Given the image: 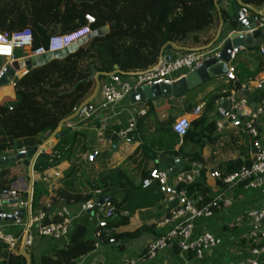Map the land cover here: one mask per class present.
I'll use <instances>...</instances> for the list:
<instances>
[{"label":"crops","instance_id":"1","mask_svg":"<svg viewBox=\"0 0 264 264\" xmlns=\"http://www.w3.org/2000/svg\"><path fill=\"white\" fill-rule=\"evenodd\" d=\"M233 4V0L219 1L217 25L208 34L212 37L209 44L198 47L173 44L162 54L179 55L181 52L193 49L220 47L232 33L240 30L237 18L241 7L237 8ZM222 9L229 13V18L226 20L222 16ZM234 24L237 27H234ZM106 31L103 29L97 33L104 35ZM43 57H31L28 50L17 51L12 64L14 63L18 67L16 71L18 79L28 74L31 67L41 65L50 58V56ZM4 63L5 60L0 58V67ZM230 66L235 68L234 76L236 81L242 85L241 90H233L230 80L223 77L212 79L177 97H163L143 103H132L129 96L110 109H99L91 119L82 120L71 116V128L56 129L54 133L43 139L41 145L36 147H43L50 152L60 144L67 148L65 155L68 158L59 166L42 173L33 172V190L35 183L40 185L43 191L41 202L45 208L51 207L54 191L58 188H65L72 192L79 191L82 194H94L95 189L92 188V183L100 176L109 177L110 196L116 200H124L125 196L130 193L133 196V200L129 204L131 213L128 210L122 212L129 217L128 223L118 226L114 232L117 235L131 234L143 229L142 233L138 236L121 237L116 239L113 244H110L109 240L103 241L93 252L76 260V264H125L128 261H136L137 264H238L252 259L253 256L246 240L249 222L241 219H244L250 209L264 207V187L257 189L243 186L229 188L217 184L218 180L212 177L214 171L219 173L227 171V167H230L227 164L230 162L241 161L244 166L251 163L253 148L248 135L239 129H234L229 124L223 130L215 127L212 134L205 125L203 128L205 135L198 141L196 138L183 142L184 139H180L174 133L163 131L167 125L172 128L175 120L180 117L193 114V111L199 106L204 107L203 111L199 116L191 115L193 123L205 112H207L208 124L217 122L219 119L217 109H230L231 107L227 101H222L225 92L229 91V95L234 91L236 97L244 101L237 110L238 115L245 119L250 117L259 107L264 96L263 91L258 89V82L264 79V60L260 54V46L254 44L240 48L236 59L231 62ZM107 77L108 75L102 77L98 84L101 85ZM98 84L92 96L86 101L100 105L103 98ZM12 93L11 86L0 87V102L6 95ZM215 96L221 97L214 101L212 109H209V101ZM148 103H151V106ZM141 111H146L147 114L141 116ZM134 119L137 125L134 141L130 144L119 142L116 132L120 125L126 126ZM103 128L104 140L101 141L97 135L103 131ZM258 129L259 140L264 146V114L260 117ZM114 144L117 145L116 149H113ZM0 148H3L0 152V159L5 162L3 166H0V171L20 166L16 157L18 151L23 148L16 149V144L2 137H0ZM95 149L99 150L100 155L94 163L90 164L87 162V156ZM68 153L72 154L68 155ZM194 154H200L203 162H191L188 155ZM196 165H200L205 173L203 177L198 176L196 182L208 186L210 197L215 198L223 195L230 198L232 203L229 207L214 212L210 218L197 219L194 222L192 240L205 233H211L221 240V246L207 252L202 259L195 258L194 254L182 253L175 246L159 252L153 259H148L146 254L148 245L174 228L175 223L166 221H168L171 211L179 205L175 208L170 207V203L166 201V195L163 194V198H160L161 193L155 187L147 188L148 190L144 188L132 190L131 188L140 187L144 175L153 169L166 170L173 178L178 172L195 170ZM56 172L60 173V178L51 177ZM11 181L10 185L24 183L30 185L31 180L29 176L26 180L23 177H18ZM77 205L79 204L67 205L61 202L57 206H52V213L48 215L49 221H52L54 217L68 218L72 220L74 226L85 225L86 239L96 240L99 210L79 213ZM117 220L119 221L120 218ZM6 230L15 232L11 226H7ZM43 242V254H45L51 251L53 247L51 242L54 241L43 239ZM259 260L264 263V256Z\"/></svg>","mask_w":264,"mask_h":264},{"label":"trees","instance_id":"2","mask_svg":"<svg viewBox=\"0 0 264 264\" xmlns=\"http://www.w3.org/2000/svg\"><path fill=\"white\" fill-rule=\"evenodd\" d=\"M219 1L0 0V32L12 33L25 28L31 29L34 38L33 50L46 47L53 35L67 34L85 26L86 15H91L96 20L91 25L93 33L84 42L64 51L63 54L51 55L47 62L31 67L28 74L16 80L15 86L12 87L13 93L6 95L0 102V137L16 144L18 150L36 148L41 145L44 138L56 131L63 120L71 117L74 110L92 96L97 82L102 77L117 72L116 67L118 72L124 73L146 71L156 65L162 52L173 44L184 47L209 44L212 37L208 34L217 25ZM233 1L237 8L244 5L259 10L264 7V0ZM222 16L226 20L229 13L222 9ZM234 27H237L236 24ZM103 29L107 30L106 33L99 35L97 32ZM93 68L100 74L98 81L91 79ZM230 83L233 90H241L242 85L236 79ZM229 94L230 91L225 96ZM220 97H212L208 108L212 109V104ZM148 105L151 106V103ZM207 120L205 112L192 123L183 142L196 138H198L196 141L203 139L205 125L212 134L217 127L216 122L208 124ZM164 130L174 133L173 126L171 128L167 125ZM66 149L60 144L50 154H41L35 171L42 173L59 166L68 158L65 155ZM1 150L3 148H0V152ZM188 158L191 162H203L200 154L188 155ZM227 165H230L227 171H220L222 176H227L244 166L241 161H233ZM149 173L143 178H147ZM200 176H205L203 170ZM18 177L25 179L29 177L22 165L3 170L0 174V191L9 188L11 180ZM108 178L100 176L92 183L95 192L101 191V198L109 196L117 208L116 218L109 223L110 232L102 240L140 235L143 229L131 234L117 235L114 232L118 226L128 223L129 217L122 212L128 210L131 213L129 204L133 196L130 193L121 201L110 196ZM217 184L223 185L220 181ZM152 187L157 188L161 193L160 198H163L159 185L154 184ZM134 188L141 190L143 186L131 189ZM180 189H185L195 200L201 197L203 201L198 203V206L212 201L208 186L201 183L180 185ZM95 192L82 194L79 191L58 188L54 191L51 207L45 208L41 202L43 191L40 185L35 183L32 210L33 213L36 212L35 208L37 211L44 210L49 215L52 213V206H57L61 202L67 205L86 202L96 197ZM212 211L217 212V209L212 207ZM121 214L124 216L121 217ZM61 221L62 218L54 217L52 221H45V224ZM51 243H53L51 251L41 256L39 264H70L93 252L97 240L86 239L85 225L72 224L67 242ZM0 258L2 259L0 264H28L25 256L11 251L1 241ZM31 260L34 264L32 255Z\"/></svg>","mask_w":264,"mask_h":264},{"label":"built area","instance_id":"3","mask_svg":"<svg viewBox=\"0 0 264 264\" xmlns=\"http://www.w3.org/2000/svg\"><path fill=\"white\" fill-rule=\"evenodd\" d=\"M239 13L241 17L237 18V23L245 19H252L254 23V30H259L264 35V7L255 10L251 7L242 6ZM87 24L67 34L53 35L50 37L46 47H39L33 50V33L31 29L25 28L16 32H0V46H4L8 51L0 48V58L5 60V63L0 67V78L6 72L7 67L15 61V53L17 51H30L31 57H41L53 55L60 52L72 49L76 45L84 42L93 33L91 25L96 20L91 15L85 16ZM253 30V31H254ZM214 47L213 49L205 48L202 50H188L181 52L179 55L162 54L158 62L153 67L146 71L135 72H114L108 75L107 79L99 85L101 96L103 98L100 105L92 101H86L76 108L72 116H76L82 120H88L98 113L99 109H110L124 100H126L137 88L159 85V84H173L187 75L193 73L205 60L211 57H219V53L223 47ZM239 50L234 49L231 55L232 61L236 59ZM260 54L264 60V45L260 46ZM230 75L227 77L230 81L235 80V68L229 65ZM18 73H15V78L11 83L14 87L18 79ZM245 89V88H244ZM258 89L264 93V79L258 82ZM226 94V92H225ZM264 95V94H263ZM227 101L231 107L230 109H217L218 121L216 126L218 129H225L226 125H231L234 129H239L247 134L251 140L253 148L252 162L249 166H243L239 170L222 176L221 173L214 171L212 177L220 181L223 186L229 188H238L240 186L246 188H263L264 187V146L259 140L260 132L258 129L260 117L264 114V96L257 110L247 119L241 118L238 115V109L244 103L236 97L234 91L231 95L222 98V101ZM203 106L197 107L193 114L184 115L175 120L173 124L174 133L183 139L192 127L191 115L199 116L203 111ZM146 111H141L140 115L145 116ZM71 117L63 120L58 128H71ZM57 128V129H58ZM136 120H132L126 126L120 125L116 132L117 139L121 143H132L136 133ZM103 131L98 133V139L104 140ZM117 145H113L116 149ZM35 156L33 172L38 158L43 153H51L46 149L37 148ZM27 150L22 149L18 151V155H25ZM98 149L93 150L87 156L88 163H94L99 157ZM201 166L196 165L193 171H181L175 174L173 178L170 173L163 169H153L149 176L143 180L142 186L144 189L150 188L154 184H158L163 194L166 195V201L173 203L179 200V206L173 209L168 215V221L175 223L174 228L157 238L150 243L146 249L148 259L155 258L159 252L169 248L177 247L180 252L186 254H194L195 258L202 259L207 252L217 249L221 246V240L214 234L205 233L199 238L192 240V232L194 229V222L199 218H210L214 215L212 207L217 210L229 207L232 200L226 196L220 195L212 198V201L206 205L198 206V203L203 199L198 197L197 200L191 198L185 189H180V185H191L197 181L201 173ZM2 171H0L1 173ZM51 177L60 178V173H54ZM174 179V180H173ZM47 180V179H45ZM173 180V182H171ZM30 194V185L24 183L21 185H10L9 188L0 191V241L6 244L13 252H18L23 256L31 257L29 249L34 247L35 239L42 238L49 241H68L70 229L72 227V220L63 218L61 222H49L46 211L41 210L36 214L32 210V198L29 199L26 195ZM97 198L86 202L79 203L77 210L80 213L93 211L98 205V201L102 196L101 191H96ZM102 205H98L99 218L98 228L95 233L97 240L96 248L103 243V238L109 234V223L116 218L117 208L114 203L106 197ZM49 208V206L47 207ZM249 222V229L247 233V243L250 249L252 259L238 264H264L259 260L264 256V207L250 209L244 219ZM7 226H11L15 232L7 231ZM35 231V234H34ZM109 243H115L114 239H109ZM25 254V255H24ZM2 259L0 258V263ZM125 264H137L136 261H128Z\"/></svg>","mask_w":264,"mask_h":264},{"label":"water","instance_id":"4","mask_svg":"<svg viewBox=\"0 0 264 264\" xmlns=\"http://www.w3.org/2000/svg\"><path fill=\"white\" fill-rule=\"evenodd\" d=\"M241 17V13L238 14ZM240 30L235 31L231 36L224 42L223 47L219 53V57H211L205 60L195 71L181 80L173 84H159L137 88L131 95L130 99L132 103H143L146 101L156 100L160 98L177 97L181 96L189 91H192L212 79L228 77L230 75L229 65L232 62L231 55L234 49L245 48L246 46L264 44V35L259 30H254V23L252 19H245L238 23ZM254 30V31H253ZM202 50V49H193ZM18 70L16 64L9 65L7 67L6 74L0 78V87L10 86L15 78V73ZM116 70L118 68L116 67ZM100 74L93 68L91 79L98 81ZM37 148L27 150L25 155H18L16 160L19 165L26 168L28 175L30 176V194L26 195L29 199L32 198L33 190V166L34 159L37 154ZM5 164L3 159H0V166ZM176 170V169H175ZM175 173V171H173ZM104 199L101 198L98 205L103 204ZM98 205L94 210L98 209ZM179 205V200L170 203V207L175 208ZM93 210V211H94ZM25 255V254H24ZM28 264H32L31 257L25 255ZM70 264H76L75 261Z\"/></svg>","mask_w":264,"mask_h":264},{"label":"rangeland","instance_id":"5","mask_svg":"<svg viewBox=\"0 0 264 264\" xmlns=\"http://www.w3.org/2000/svg\"><path fill=\"white\" fill-rule=\"evenodd\" d=\"M61 53L63 54V52H60V53H57V54H54V55H60ZM47 56H50L51 57V55H47ZM47 56H44V57H47ZM36 209L37 208H35V211H36L35 214L37 213V210ZM43 245H44L43 239L42 238H36L35 239V245H34V247H32L31 249H29L30 254L34 258V264H39V260H40L41 256L44 253V251H43V248H44Z\"/></svg>","mask_w":264,"mask_h":264},{"label":"snow or ice","instance_id":"6","mask_svg":"<svg viewBox=\"0 0 264 264\" xmlns=\"http://www.w3.org/2000/svg\"><path fill=\"white\" fill-rule=\"evenodd\" d=\"M0 48H2L4 51H8V49L4 46H0Z\"/></svg>","mask_w":264,"mask_h":264}]
</instances>
